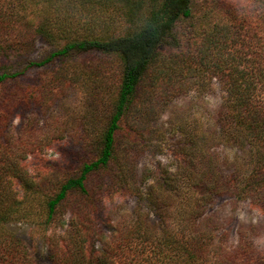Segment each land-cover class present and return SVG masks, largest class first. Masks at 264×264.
Segmentation results:
<instances>
[{
	"label": "rangeland",
	"instance_id": "rangeland-1",
	"mask_svg": "<svg viewBox=\"0 0 264 264\" xmlns=\"http://www.w3.org/2000/svg\"><path fill=\"white\" fill-rule=\"evenodd\" d=\"M33 1L0 0V74H8L0 86V168L13 160L26 176L23 185L7 169L0 171V219L5 215L0 221V243L16 239L34 264H50V253L64 252L61 246L69 241L78 218L93 226L95 248L100 249L119 227L128 231L141 214H147L151 224L157 223L148 196L160 194L166 180L169 184L178 177L173 181L181 180L191 188L208 182L218 186L211 196L195 192L197 201L193 198L189 209L194 213L184 225L182 218L173 217L184 226L182 242L193 246L205 235L206 264H264V185L247 189L264 160V138L255 145L241 141L242 136L234 135V124L230 127L219 119L226 91L218 79L207 75L184 83L173 77L171 83L175 80L174 87H182L184 93L171 99L170 93L161 95L159 109L151 117V113L129 116L125 126L136 128L138 136L122 135L118 143L116 164L122 165L123 183L112 178L114 172L91 174L86 182L89 197L70 194L48 220V200L67 178L78 175L84 162L97 157L120 63L93 50L40 63L82 32L64 37L51 28L53 40H43L31 33L39 18L49 15V25L63 26L72 25L74 15L82 24L99 6L89 9L75 0L60 4L53 0L47 8ZM109 1L120 4V0ZM220 1L232 10L240 9L242 19L230 31L232 50L218 55L235 52L246 66L257 67L260 79L254 83L252 104L264 117V0ZM51 6L58 11H50ZM191 7L200 17L214 6L210 0H193ZM68 13L69 21L64 15ZM126 28L125 22L117 20L112 29L95 28L94 33L118 36ZM177 30L184 48L193 52L197 46L193 43L203 40L193 34L190 20L180 21ZM180 207H187L182 199L172 212ZM155 246L134 239L120 256L122 264H160Z\"/></svg>",
	"mask_w": 264,
	"mask_h": 264
},
{
	"label": "trees",
	"instance_id": "trees-1",
	"mask_svg": "<svg viewBox=\"0 0 264 264\" xmlns=\"http://www.w3.org/2000/svg\"><path fill=\"white\" fill-rule=\"evenodd\" d=\"M51 1L53 0L33 2L47 4L49 8ZM55 1L60 4L62 0ZM75 1L86 4L89 9H94L97 5L99 8L89 15L91 18L89 21H84L82 24L74 15L72 25L59 26L56 23L49 25L47 23L49 15L39 18L36 24H33L32 35L37 33L40 38L49 41L53 40L49 32L51 28L64 37L75 30L82 32L81 36L69 40L63 48L52 52L40 63L74 51L93 50L118 59L120 63L118 83L97 157L84 162L78 175L67 178L59 186L57 193L48 200L46 206L49 221L52 220L58 206L70 194L78 193L89 197L86 182L91 174L102 170L110 172L111 175L114 172L112 178L116 179L117 183L124 182L122 165L116 164L118 143L122 135L133 139L138 136L136 128L128 126L126 128L127 120L129 116L142 113H151L150 117L154 115L159 109L161 95L164 93H170L169 99L184 93L182 87H174L175 80L171 83L173 77L175 79L179 76L182 83L201 75H207L210 80L218 79L226 91L225 104L219 119L230 127L234 124V127L232 126L234 135L237 138L242 136L241 141L255 145L264 138V117L252 104L254 83L260 79V73L255 72L257 67L250 68V64L246 66L245 60L237 56L234 51H232L234 54H228L227 57H224V54L218 55L221 50H232L229 35L230 31L240 24L242 19L240 9L232 10V6L228 8L223 1L210 0L214 7L207 12L204 11L203 16L196 17L191 7L193 0H120L119 6H113L109 0ZM19 3L21 2L16 3V7H20ZM56 7L51 6L50 11L53 9L58 11ZM69 14H64L67 21ZM117 20L127 24L126 31L122 35L113 36L107 32L103 35H95V28L110 30ZM184 20L192 21L193 34L203 39L201 42H192L197 45L196 49L194 48L197 55L192 48H184L178 34V24ZM23 26H27L26 23H23ZM210 50L213 53H209ZM7 78L8 74H0V86ZM16 163L7 160L0 171L7 169V173L15 175L24 185L26 176ZM112 165L115 167L111 171ZM9 166L14 170H9ZM2 175L3 173H0V177ZM251 176L248 190L250 188L255 190L264 185V160L259 163ZM177 178L173 177L169 184L166 180L161 195L150 192L148 196L151 197L149 209H153L159 218L157 223L151 224L147 220L148 215L141 214L128 231L123 226L119 227L111 240L103 242L100 249H96L93 226L75 218V228L69 232L71 233L69 241L61 246L64 247V252L53 250L50 253V264H122L120 256L131 248L134 239H140L144 243L154 242L160 264H206L205 241H202L205 235L198 240L199 243L194 242L196 245H187L182 242L184 226L181 224L184 225L185 219L187 221L194 213L189 209L193 206V198L197 201L195 192L202 193L204 197L214 195L218 188L217 183L195 184L197 186L191 188L187 183L186 185L181 183V180L173 181ZM150 190L153 191V187H150ZM1 191L0 189V194ZM179 199H182L187 207H180L178 212L173 213L172 208ZM0 211L2 212L1 209ZM3 217L0 221L5 220ZM173 217L182 218L184 221L179 224V221L174 222ZM187 225L190 227L189 222ZM18 246L20 245L16 239L2 241L0 262L34 264L30 261L26 249L23 250Z\"/></svg>",
	"mask_w": 264,
	"mask_h": 264
}]
</instances>
